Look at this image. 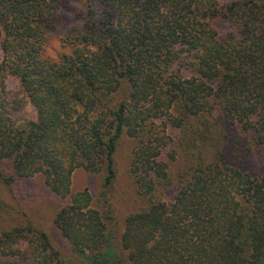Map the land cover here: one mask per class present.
Wrapping results in <instances>:
<instances>
[{
    "label": "trees",
    "instance_id": "trees-1",
    "mask_svg": "<svg viewBox=\"0 0 264 264\" xmlns=\"http://www.w3.org/2000/svg\"><path fill=\"white\" fill-rule=\"evenodd\" d=\"M0 50V184L42 176L80 264H264V0H0ZM124 138L143 205L114 243ZM79 169L103 175L97 207ZM11 210L0 264H66Z\"/></svg>",
    "mask_w": 264,
    "mask_h": 264
},
{
    "label": "rangeland",
    "instance_id": "rangeland-1",
    "mask_svg": "<svg viewBox=\"0 0 264 264\" xmlns=\"http://www.w3.org/2000/svg\"><path fill=\"white\" fill-rule=\"evenodd\" d=\"M76 21L68 18L67 26L75 24ZM63 27L62 31H65ZM217 28L223 35L228 27L223 21H220ZM69 29V28H68ZM2 62V53L0 50V65ZM2 71L0 69V75ZM8 98L11 102L25 104L22 112H16V117L35 118L36 114L30 104H26L24 94L21 92L19 81L13 76H7L5 80ZM132 143L129 138L121 141L116 153L117 180L114 190L109 192V197L114 210V221L112 224V233L115 237L114 243H118L120 235L123 231L125 217L137 207L142 206L141 198L136 194L135 189L128 175V160L131 152ZM2 168L7 167L1 164ZM103 175L86 172L82 169L74 172L72 176L71 192L76 193L88 190L93 197L94 206L100 205L99 198L102 192ZM0 198L3 203L11 208V216L7 221H3L5 225L11 227L18 225L20 222L31 221L40 229L46 231L51 238L55 249H58L66 264H80L79 258L67 246L59 231L54 226V219L57 210L67 203L57 198L45 185L42 176L30 179H18L9 190L3 184H0Z\"/></svg>",
    "mask_w": 264,
    "mask_h": 264
}]
</instances>
